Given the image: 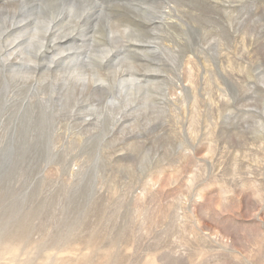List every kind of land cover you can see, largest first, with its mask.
Returning <instances> with one entry per match:
<instances>
[{
  "label": "rangeland",
  "instance_id": "1",
  "mask_svg": "<svg viewBox=\"0 0 264 264\" xmlns=\"http://www.w3.org/2000/svg\"><path fill=\"white\" fill-rule=\"evenodd\" d=\"M0 264H264V0H0Z\"/></svg>",
  "mask_w": 264,
  "mask_h": 264
},
{
  "label": "bare ground",
  "instance_id": "2",
  "mask_svg": "<svg viewBox=\"0 0 264 264\" xmlns=\"http://www.w3.org/2000/svg\"><path fill=\"white\" fill-rule=\"evenodd\" d=\"M49 30H50L49 28H46V31H47V32H49ZM124 82H128V81H124ZM98 88H99V87H98Z\"/></svg>",
  "mask_w": 264,
  "mask_h": 264
}]
</instances>
